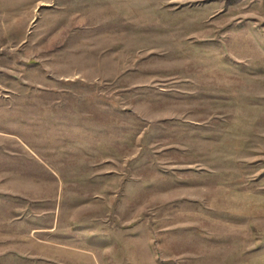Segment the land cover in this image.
Segmentation results:
<instances>
[{
    "label": "rangeland",
    "instance_id": "obj_1",
    "mask_svg": "<svg viewBox=\"0 0 264 264\" xmlns=\"http://www.w3.org/2000/svg\"><path fill=\"white\" fill-rule=\"evenodd\" d=\"M0 264H264V0H0Z\"/></svg>",
    "mask_w": 264,
    "mask_h": 264
}]
</instances>
